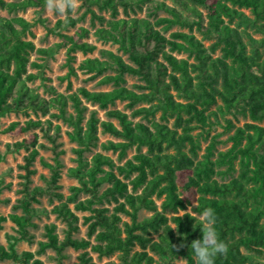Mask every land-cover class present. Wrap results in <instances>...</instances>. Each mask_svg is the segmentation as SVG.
Instances as JSON below:
<instances>
[{
  "label": "trees",
  "instance_id": "16d2710c",
  "mask_svg": "<svg viewBox=\"0 0 264 264\" xmlns=\"http://www.w3.org/2000/svg\"><path fill=\"white\" fill-rule=\"evenodd\" d=\"M40 1L43 0H0V9L15 11ZM172 1L179 8L163 0H82L85 8L81 14L72 17L68 13L64 20L56 21V26L65 22L73 26L89 13L91 25L95 26V19L100 24L94 27V34L116 43L128 60L122 54L100 48L99 56L85 57L79 67L94 74L113 71L100 79L112 82L111 89L88 90L79 86L69 93L53 89L48 99L37 96L26 83L34 76L26 68L33 43L22 38L27 22L21 16L0 14V115L24 108H38L45 114L55 108L50 114L70 127L66 135L76 144L73 147L76 165L69 167L67 173L77 183L63 197L61 192L49 189L59 186L61 151L54 149L55 135L40 126V119L28 118L19 126L24 131L40 127L54 155L52 163L40 158L50 171L49 178L44 177L46 185L32 187L28 183L34 170L29 166L38 151L32 148L24 155L22 195L11 205L12 211L7 216L16 226L14 238L30 239L32 235L27 226L33 224L31 217L47 213L43 207L32 206L31 201H37V196L44 193L57 197L59 201L50 211L64 223L63 235L59 237L55 223H46L44 239L38 241L36 248L38 253L46 248L53 250L56 264H62L66 247L81 250L76 264H94L87 248L99 257L116 254L117 260H108L106 264H153L155 259L147 251L157 254L165 264H175L171 260L176 257L185 258V264H196L191 242L202 238L199 217L206 208L215 211L216 231L229 248L227 255L215 258V264L261 262L258 257L264 250V127L253 121L235 127L227 138L230 146L218 151L214 159L211 156L219 142L216 136H211L199 157V137L206 139L208 131L205 135L202 131L195 134L192 131L208 125L205 111L216 104V99L221 101L217 104L221 112L237 110L251 120H264V0ZM144 4L150 9L148 16H155L157 10L165 11L168 16H155L153 20L147 16H129V10L135 12ZM119 7L124 16L117 17ZM95 9L108 11L110 17L105 18ZM173 24L187 27L189 32L175 30L167 37L156 27L161 25L167 29ZM193 28L201 34L200 38L191 32ZM250 30L261 36L255 37ZM87 32L84 26H79L72 35L58 32L60 41L38 50L49 53L55 47L68 44L66 77L74 72L71 51L86 54L96 48L93 43L75 39V36H86ZM203 40L209 43L205 45ZM215 51L218 54L214 55ZM174 52H185L187 56L179 57ZM125 73L137 75L143 83L136 86L143 90L123 85ZM81 98L102 108L118 99L127 100L128 106L146 103L134 108L131 115L149 119L150 124L135 121L116 107L107 108L108 118L101 119L95 109L88 110ZM156 112L159 120L151 119ZM169 118H173L172 124H168ZM17 124V121L11 122L6 130ZM54 127L57 132L58 124ZM99 132L118 139L98 143ZM35 140L32 139V145ZM21 144V141L13 143ZM97 144L102 150L117 152L118 158L133 145L137 151L121 164H116L101 150L94 152L89 160L84 159V151ZM220 166L224 169H218ZM234 170L237 174L227 181L213 179L214 174L232 175ZM183 171L189 173L180 175ZM193 187L199 193L196 202L191 204V211H185L187 215L178 214L190 204L181 194ZM80 194L84 197L80 198ZM156 199L161 200L159 204ZM109 203H113L111 208L104 205ZM18 208L20 213L15 212ZM141 208L150 210L151 214L139 218L137 212ZM77 211L88 212L82 221L85 237L74 236L79 228ZM123 215L128 220H123ZM5 219L0 215V228ZM181 244L184 246L179 247ZM0 258L45 264L32 251L18 253L12 243L7 248L0 244Z\"/></svg>",
  "mask_w": 264,
  "mask_h": 264
},
{
  "label": "rangeland",
  "instance_id": "374dc122",
  "mask_svg": "<svg viewBox=\"0 0 264 264\" xmlns=\"http://www.w3.org/2000/svg\"><path fill=\"white\" fill-rule=\"evenodd\" d=\"M167 4L173 5L179 8L172 0H163ZM82 0H80V5L73 11L69 12V15L72 17L79 16L83 10L84 6L81 4ZM95 8V7H94ZM202 10V8H200ZM96 13L103 15L105 18H109L110 14L108 11H99L95 9ZM149 8L144 4L141 9H137L135 12L129 10V16H138L142 17L147 16L151 20L155 18V16H168V14L163 10H157L155 16H148ZM248 12V10H246ZM183 14H186L185 11H182ZM0 14L5 17L12 16H21L27 22L26 28L22 34V38L25 40H29L33 43V48L28 52V62H27V72L34 74L32 79L26 80L28 86L32 87L37 96L48 99L50 95H52L53 89L58 92L69 93L71 91H75L79 86H84L88 90H108L113 87L112 82H101L100 79L102 75L112 74L113 71L106 70L102 71L101 74H94V72H86L83 68L79 67V63L85 57H94L99 56L100 48L110 49L118 54H122L121 51L117 49V44L111 41L103 40L99 38L96 34H94V27L99 26V22L97 19L94 20L95 26H92L89 20V13H86L81 19L75 23V25L71 26L65 23H62L60 26H56V21L58 19L64 20L65 16L61 15H53L50 14L45 7V0L38 2L34 5H29L23 9H17L15 11H7L6 9H0ZM124 16V13L119 7V12L117 17ZM16 27H20L15 24ZM79 26H84L88 29L86 36H75L76 40H84L90 43H93L96 48L89 53H83L80 50L71 51L72 55L70 59V63L74 69L73 73H70L65 77L67 73V53L66 46L55 47L49 53H42L38 49L39 48H48L53 46L54 43L60 41V37L57 34L58 32L66 33L68 35L74 34L76 29ZM167 37H171L170 33L175 30H182L189 32L187 27H181V25L173 24L169 26L167 29H163L161 25H157ZM251 33L255 37H260L261 34L259 32H255L250 30ZM197 37H201V34L193 28L191 30ZM205 45L209 43L208 40H203ZM264 50V48H263ZM179 57H186L187 54L185 52H174ZM214 55L218 54V51L213 53ZM122 57L127 61L126 54H122ZM190 61L193 60L192 57L189 58ZM123 85L128 88L141 91L143 90L136 85L142 84L143 81L134 74H124ZM82 103L87 105L88 110L95 109L96 115L101 119H107L108 117L105 114L107 108L116 107L119 108L130 115L133 120H140L146 124H150L149 119L141 117L140 115L132 116L131 112L134 108L147 105L146 103L137 102L133 106L127 105V100H116L113 104H109L107 108L100 107L97 103L87 101L84 98H81ZM216 104L211 105L208 110L205 112L208 115V125L205 126L204 129L198 127L192 131L193 134L198 131H202V135L207 134L206 139L201 138L200 136V149L198 150V156L201 155L205 151V146L210 141L212 135L216 136V139L219 141L215 145V150L212 159L216 157V154L220 150H225L231 144V141L228 140V136L234 132L235 127L242 126L245 122L253 121L264 127V120H251L250 117L242 112L237 110L232 112H221L217 108V104H220L221 101L216 99ZM55 108H50L49 111L45 114L41 112L40 109L32 110L30 108L24 109H14L9 112H6L3 115H0V215H4L6 219L1 222L0 228V244L3 248H7L10 243H12L13 248L20 253L24 250L32 251L35 257L40 258L45 264H56L55 253L53 250L46 248L43 252H36V248L38 246V241L44 239V224L53 222L56 225V232L59 237L63 235V229L65 227L64 223L55 217V214L50 211L53 204L57 203L59 199L55 197L53 194L44 193L42 195L37 196V201H31L32 206L35 207H43L47 210L46 214H37L31 217V221L33 224L27 226L28 232L32 235L30 239L24 238H14L17 236L16 226L15 224L8 218V213L12 211L11 205L17 201V198L22 195V187L24 186L25 178L23 174L25 173V169L22 167L24 164V155H26L32 148H36L38 154L35 156L32 164L29 166L30 169H33L32 173L29 175V187L34 185L45 186L46 181L45 178H49L50 171L49 169L42 165L40 162V158L53 162L54 150L51 147V143L44 136L43 130L40 127L30 128L28 130H20L19 126L24 123V121L28 118L40 119L42 121L41 125L45 128L48 134L55 135V150L61 151L58 155V159L60 161L59 171L60 177L58 178L57 184L59 185L57 188L49 187L50 191H58L63 194L65 197L69 194V187L73 184L77 183L75 177L69 175L68 168L76 165L75 161V153L73 152V147L76 146L75 142L71 141L66 135V131L70 129L65 123H63L60 119L55 118L50 113L54 112ZM88 114V113H87ZM151 119L159 120V112H156ZM115 121L114 119H111ZM228 120L230 122H228ZM17 121L18 124L10 130H6L8 125ZM173 118L168 119V124H172ZM58 124L59 130L55 132L54 125ZM231 124V125H230ZM180 131V128H178ZM35 135H34V134ZM56 133V134H55ZM98 143L100 141H104L106 139L117 140L118 138L111 136L108 133H98ZM35 138L34 145L31 144L32 139ZM21 141L22 144L15 146L14 142ZM8 144V145H7ZM43 144L44 146H41ZM112 157L116 164H121L125 159L131 158L134 153H136L137 149L133 145L129 147L125 155L122 158H118L117 152H112L111 150H102L99 144L91 147L89 150L84 151L83 157L86 160H89L92 154L96 151H100ZM141 150L144 151L145 148L141 147ZM237 168V166H236ZM218 169H224V166H220ZM189 173L188 171H183L180 173ZM237 174V170L232 171V175L228 173L214 174L213 179L217 181H227L230 176H235ZM182 183L181 178L178 179L177 184L180 187ZM107 184H103V187ZM183 197L190 200V204L187 205L185 209H180L178 214L183 213L182 211H191V204L196 202V197L199 193L196 189L190 188L189 190L183 192L181 194ZM80 198H83L84 195L80 194ZM160 199H156V202L159 204ZM105 206L112 207L113 203L104 204ZM15 212L20 213V209H16ZM138 217L142 218L151 214V211L145 208H141L139 210ZM79 216L78 220V231L74 233L76 237H85V224H83V215L88 214L87 211H77ZM123 220H128V217L122 216ZM156 238V235H153ZM135 249H139V247L135 246ZM88 251L87 255L91 257V261L94 264H106L108 260L115 259L117 260L116 254L111 256H103L99 257L98 254L86 249ZM81 250H75L72 247H66L63 249V253L65 256L62 258V264H76L79 260L77 258L78 254ZM149 254L153 256L155 259L153 264H165V262L158 257L157 254L147 251ZM258 257L260 261L264 260V250ZM182 257L173 258L171 261L175 264H185L186 260ZM0 264H28V262H22L21 260H12L10 258H0Z\"/></svg>",
  "mask_w": 264,
  "mask_h": 264
},
{
  "label": "clouds",
  "instance_id": "9594fccd",
  "mask_svg": "<svg viewBox=\"0 0 264 264\" xmlns=\"http://www.w3.org/2000/svg\"><path fill=\"white\" fill-rule=\"evenodd\" d=\"M79 5L80 0H45L46 10L53 15L66 16L70 11L78 8ZM182 212L187 215V212ZM199 219L202 223V238L191 242L195 262L196 264H215V258L218 255H227L228 245L219 238L215 228L217 217L212 208L204 209ZM183 246L181 244L179 247ZM260 264H264V260Z\"/></svg>",
  "mask_w": 264,
  "mask_h": 264
}]
</instances>
